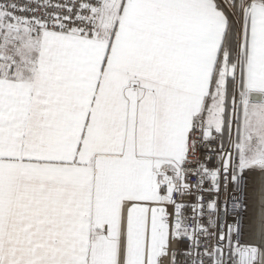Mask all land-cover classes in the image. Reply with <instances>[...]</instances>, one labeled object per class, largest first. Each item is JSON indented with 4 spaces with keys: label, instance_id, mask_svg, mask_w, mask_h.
<instances>
[{
    "label": "snow or ice",
    "instance_id": "6c2138e0",
    "mask_svg": "<svg viewBox=\"0 0 264 264\" xmlns=\"http://www.w3.org/2000/svg\"><path fill=\"white\" fill-rule=\"evenodd\" d=\"M250 176L264 0L0 2V264H264Z\"/></svg>",
    "mask_w": 264,
    "mask_h": 264
},
{
    "label": "built area",
    "instance_id": "2783aa9c",
    "mask_svg": "<svg viewBox=\"0 0 264 264\" xmlns=\"http://www.w3.org/2000/svg\"><path fill=\"white\" fill-rule=\"evenodd\" d=\"M2 2V0H0ZM254 179L250 176L246 181H242L239 187L233 186L230 189L222 190L219 197L213 194V198H218L223 208L224 203H227V224L234 225L233 217H238L242 224L243 234L241 239L252 240V225L250 219V206L252 199V192L254 188ZM247 185V186H245ZM247 205V211L245 210ZM191 215V212L188 213ZM221 222H224V213L221 212Z\"/></svg>",
    "mask_w": 264,
    "mask_h": 264
},
{
    "label": "bare ground",
    "instance_id": "6f19581e",
    "mask_svg": "<svg viewBox=\"0 0 264 264\" xmlns=\"http://www.w3.org/2000/svg\"><path fill=\"white\" fill-rule=\"evenodd\" d=\"M253 183L249 214L252 225V240L258 241L260 235L264 233V182L254 180Z\"/></svg>",
    "mask_w": 264,
    "mask_h": 264
}]
</instances>
